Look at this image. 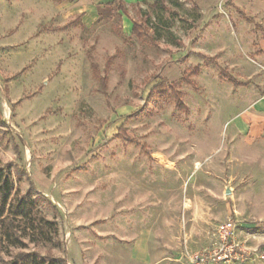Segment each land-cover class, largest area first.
Masks as SVG:
<instances>
[{"label":"rangeland","instance_id":"1","mask_svg":"<svg viewBox=\"0 0 264 264\" xmlns=\"http://www.w3.org/2000/svg\"><path fill=\"white\" fill-rule=\"evenodd\" d=\"M226 1L0 0V169L56 226L23 252L190 264L227 219L264 251V141L229 123L263 35Z\"/></svg>","mask_w":264,"mask_h":264},{"label":"crops","instance_id":"2","mask_svg":"<svg viewBox=\"0 0 264 264\" xmlns=\"http://www.w3.org/2000/svg\"><path fill=\"white\" fill-rule=\"evenodd\" d=\"M67 1V0H63ZM86 1L90 4L107 5L113 3L114 0H80ZM124 4H132L139 0H122ZM229 0L226 1V5ZM231 4L235 7V12L249 14L250 19L255 18V22L258 23V28L261 30L260 36L253 45L249 47L250 58H248L249 66L253 73L247 76L249 88L241 89L245 92V98L237 100L235 103V113L229 120L231 127L240 134L243 138L251 141H264V0H230ZM225 6V5H224ZM223 15H217L214 21L226 23L231 20L235 23L233 16L229 15L227 11ZM218 12H214L211 16H216ZM248 16V15H247ZM252 17V18H251ZM226 28V27H225ZM226 30V29H225ZM238 43V38H236ZM257 76V78H256ZM229 80L232 87H235L236 93L240 92V87H243L242 79L230 78ZM240 85V86H239ZM130 247L129 260L133 264H159L152 263L151 256L149 255L147 248V239L143 236L137 237ZM256 261H248L246 264H252ZM242 264V263H235ZM258 264V263H254Z\"/></svg>","mask_w":264,"mask_h":264},{"label":"trees","instance_id":"3","mask_svg":"<svg viewBox=\"0 0 264 264\" xmlns=\"http://www.w3.org/2000/svg\"><path fill=\"white\" fill-rule=\"evenodd\" d=\"M13 191L9 173L0 169V264H66L50 256L40 258L35 253L23 252L27 242L35 247L50 245L56 226L37 215L35 202L29 195L14 197ZM9 250L20 253L10 255Z\"/></svg>","mask_w":264,"mask_h":264},{"label":"built area","instance_id":"4","mask_svg":"<svg viewBox=\"0 0 264 264\" xmlns=\"http://www.w3.org/2000/svg\"><path fill=\"white\" fill-rule=\"evenodd\" d=\"M236 226L227 219L220 222L215 231V241L204 250L190 257V264H235L248 261H264V251L248 249L235 239Z\"/></svg>","mask_w":264,"mask_h":264}]
</instances>
